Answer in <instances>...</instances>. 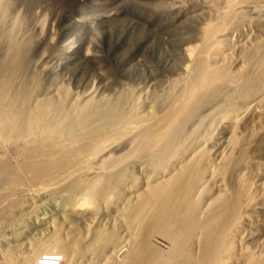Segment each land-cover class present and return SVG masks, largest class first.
<instances>
[{
    "label": "rangeland",
    "instance_id": "rangeland-1",
    "mask_svg": "<svg viewBox=\"0 0 264 264\" xmlns=\"http://www.w3.org/2000/svg\"><path fill=\"white\" fill-rule=\"evenodd\" d=\"M2 2L7 11L3 22L0 18V70L7 63V50L14 45L9 40L13 39L15 46L24 47L17 87L34 85L30 105L49 104L59 113L64 105L76 106L75 112L81 114V106L87 104L90 113L80 117L84 121L79 127L70 124L68 130L75 131L76 139L91 140L94 134L99 137L104 133L110 134V139L91 156L87 169L75 172L91 181L104 174L103 199L98 200L89 198L84 189L77 191L71 177L59 179L56 174V180L31 182L25 174L34 170L24 158L27 141L36 144L34 137L12 136L0 141V164L7 163L2 168L5 172L0 169L1 250L17 259L57 235L62 245L48 252L61 253L62 264L123 262L133 243L130 207L149 187L176 171L179 162L162 164L146 154L114 169L110 162L129 153L140 131L162 118L190 86L196 65L206 56L216 90L212 89L209 100L190 116L185 130L191 138L205 133L200 144L210 159L205 173L210 192L203 204L207 207L228 194L233 202L230 206L237 210L227 233L231 245L226 252L213 248L206 264L264 261V94L245 103L241 94L231 95L235 89L229 78H224L230 74L245 81L264 55V0ZM212 27L218 31L211 38L208 32ZM218 85H226L224 92L217 90ZM228 101H237L236 106ZM232 104L242 108L234 109ZM226 106L230 110L224 116L221 111ZM67 145L76 144L69 141ZM231 156V163L224 167ZM19 163L24 165V171L18 172L24 183L7 186L2 173ZM219 171L225 174H217ZM112 233L118 235L117 240L104 245ZM200 234L193 237L189 256L203 264L208 238ZM155 242L164 250L170 247L158 237ZM44 252L41 249L37 255Z\"/></svg>",
    "mask_w": 264,
    "mask_h": 264
},
{
    "label": "bare ground",
    "instance_id": "bare-ground-1",
    "mask_svg": "<svg viewBox=\"0 0 264 264\" xmlns=\"http://www.w3.org/2000/svg\"><path fill=\"white\" fill-rule=\"evenodd\" d=\"M3 2L0 0L1 22H3L6 10L3 7ZM18 19L19 22H21V19ZM18 24L19 23L15 22L14 28L18 29ZM216 28L212 27L209 30L208 35L211 36V38L212 35L218 31ZM209 40H211L210 37ZM12 41L13 39L9 40V42L14 45L10 44L11 49L7 50L8 56L5 55L7 56V63L3 70H0V141L6 142L10 140L12 136H27L32 139L34 137L36 144L27 141L26 157L24 158L30 162L29 166L34 170V172L25 174L28 175L31 182L37 181V179H47L49 181L56 180L54 177L56 174H58L56 177L59 179L71 177L74 180L73 182H75V185H73L77 186V191L78 189H84L87 191L89 198L94 200L103 199V173L100 175L101 177L94 178L95 180L91 181L92 179L89 180L83 177L84 175L82 174L76 175L77 173L75 172L85 170L89 167L91 156L99 151L100 145L103 144V142L110 139V134L103 132L106 135L103 134L99 137L97 135L96 137L94 134L93 136H95V138L92 137L91 140H83L76 139L74 135L75 131L72 133L68 130L67 127L70 124L79 127L77 124L80 123L81 118H86L88 113H90L88 109L89 105L87 104L81 106L84 110L81 114L75 112L76 106L67 108L64 105L60 113V110H57L58 108L54 109L49 104L44 107H32L29 103L31 95L30 88L34 87V85H24L21 88L17 87L18 80L21 78L20 70L23 66L20 51L21 49L23 50L24 47L21 48L19 45L15 46V43ZM21 55H23V53H21ZM251 70L248 79H246V76L245 81H242L240 78H232L230 74L224 76L226 81H228L227 78H229L230 85L235 89H232L234 93L231 92V95L235 94L234 97H236V95L241 94L245 98L243 100L245 103H249V100L256 99L258 95L264 94V55L258 59L257 63H254ZM215 81L207 63L206 56H204L198 65H196L191 83H189L190 86L187 87L185 92L178 95L176 101L163 114L162 118L157 120L154 125L151 124V127H147L140 131L141 133L136 136V142L134 146L131 147L133 149L129 153H124L125 155L123 154V156L120 155L119 157L112 158V162H110L111 165H109L112 169H114L113 167L118 168L125 161L141 154H146L150 156L151 159L154 158L157 160L154 161H159L162 164H167L170 160H177L179 162L176 171L171 174L169 173V175L154 186L149 187L138 202L130 207L128 212V224L133 231V243L131 249L124 255L123 262L117 264H200L195 261L193 262V259L189 256V248L191 249L192 245L191 241L195 235L197 237V234L200 233L206 234L208 238V247L205 251L203 264H206L212 257L213 248L226 252L231 245V238H229L227 233L229 228L232 227L230 226V224L233 223L232 220L235 222L237 210L235 207L233 208L230 206L233 202L228 194L222 195L223 197L212 205L206 207L205 204H203V198L210 192L205 180V173L209 168L210 159L207 150L203 148L204 146L201 147L200 144L205 137V133H199L195 135L196 137L194 136V138H191V134H187L185 130L190 116L193 115L197 109L201 108L203 102H206L208 99L212 89L214 87L216 88L217 85L215 86ZM225 88L226 85H218L217 90L220 89V91H223ZM214 90L216 89H213V91ZM216 92L218 94L219 91ZM230 96L228 97L230 98ZM231 101L228 102L231 104L233 103ZM236 103L233 104L236 106ZM238 103H240V105L242 104L240 101ZM233 104L232 108L235 107ZM16 105L20 106L19 110L15 109ZM71 105L73 106V104ZM240 105L237 106L242 108L244 103L241 105L242 107ZM223 108L221 113H224V116H226V113L230 109L229 107L227 108V106ZM83 121H81V123ZM69 129L71 128L69 127ZM77 129L78 128H76V130ZM83 130H86V128H83ZM193 134L192 132V135ZM69 141L76 145H67ZM232 159L233 156L229 157L224 167H227ZM6 164L7 163L4 162L1 163L0 169L3 170L7 166ZM23 167L24 165L22 163L10 169L7 167L9 172L7 171L8 173L6 172V174L2 173L4 174L7 186L15 187V185L21 184L25 180H22V177L19 176L24 171V169H22ZM3 172H5V170H3ZM222 172L219 171L217 174H221ZM223 174L225 173H222V175ZM27 182L29 181H25V183ZM107 187L108 185L106 188ZM106 192L109 193V190ZM236 205L237 203L235 206ZM206 235L204 237H206ZM157 237L170 243L168 250H164L156 244L155 238ZM117 238L118 235L112 233L109 236V241L104 245H110L115 242ZM232 242L233 240L231 243ZM62 243L61 239L56 235L50 240L40 242L36 245L34 250L29 253H23L21 257L17 259L9 257L10 255L6 250L4 248V250H1L0 248V253L3 254L4 257V259H0V264H33L40 255H37L39 250L45 249L44 253H49L48 251L53 250L60 244L62 245ZM202 260L200 258V262ZM107 263L116 264L112 259H109ZM253 264H256V262H253ZM258 264H264V261Z\"/></svg>",
    "mask_w": 264,
    "mask_h": 264
},
{
    "label": "built area",
    "instance_id": "built-area-1",
    "mask_svg": "<svg viewBox=\"0 0 264 264\" xmlns=\"http://www.w3.org/2000/svg\"><path fill=\"white\" fill-rule=\"evenodd\" d=\"M63 259L61 253L49 252L39 255L33 264H62Z\"/></svg>",
    "mask_w": 264,
    "mask_h": 264
}]
</instances>
